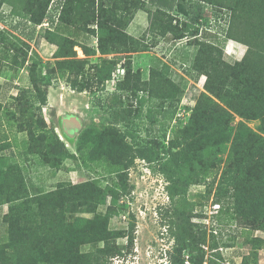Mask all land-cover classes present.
Segmentation results:
<instances>
[{
    "label": "rangeland",
    "instance_id": "rangeland-1",
    "mask_svg": "<svg viewBox=\"0 0 264 264\" xmlns=\"http://www.w3.org/2000/svg\"><path fill=\"white\" fill-rule=\"evenodd\" d=\"M24 1L0 0V172L3 168L13 169L9 178L0 180V246L7 244L10 237L7 218L10 205L6 202L9 198L26 190L35 195L60 186L70 189L90 180H100L104 187L117 179L111 172L115 166L107 158L97 159L100 157L97 150L87 148L86 155L94 154L95 160L88 165L82 161L78 141L87 128L99 132L116 128L122 134H128L126 140L133 145V154L137 150L135 141H163L167 145L168 137L181 132L205 91L207 76L192 70L198 40L214 44L222 51L223 60L229 63L241 60L248 50L245 43L226 37L231 20V11L226 7L206 1L200 2V6L195 1L189 15L172 11V24L179 30L185 28L184 22H191L195 27L191 29L195 35L187 30V35L177 38L173 32L161 33L159 18L156 21V15H152L155 8L147 3L151 11L138 10L127 25L126 31L135 40L128 41L117 53L103 55L114 58L118 64L109 80L98 83L94 76L102 54L97 51L88 55L81 46L98 48V36L78 18L74 8L76 1L69 2L61 17L60 11L57 13L54 8L60 3L56 0L53 7H48L45 22L39 25L15 13V10L18 13L25 10ZM55 14L56 22L52 25L48 18ZM90 27L97 29L96 25ZM57 34L81 44L74 46L77 55L70 58L86 60L82 75L56 65L57 60L64 59L55 56L59 46L53 40ZM38 57L43 62L38 61ZM47 62L52 65L47 66ZM125 62H131L132 72L141 75L143 89L147 86L143 81L150 80L153 71L155 80L139 92L132 89V82L119 89V83L127 74ZM90 77L94 80L92 85ZM84 80L88 84L81 90ZM165 91L174 92L167 101L163 99ZM39 93L46 102L35 97ZM29 95L33 96V103L28 102ZM179 96L181 99L177 102ZM143 99L145 103L140 106ZM174 104L178 106L176 114H162ZM259 123L253 120L250 125L257 129ZM66 124L75 132L68 133ZM52 126L65 148L76 156L65 158L59 166L47 161L45 145L30 135L31 131L35 135L46 132L51 139ZM125 160L122 159V163ZM128 173V190L122 193L118 202L120 210L111 217L108 225L110 230L122 229L126 233L111 238L109 245L100 241L98 246L108 248L106 253L90 243L82 245L81 252L92 253L93 264H169L168 251L172 250L175 240L170 227L171 217L165 215V210L171 208L168 181L139 156ZM207 184L192 185L188 192V198L195 204V212L203 210L205 213V217H194L192 221L207 226L206 243L202 245L207 251L205 263L244 264V257L248 256L250 264H264V229L255 226L256 217L240 215L237 218L233 214L234 208L227 211L222 203L217 212L211 213L209 206L213 196L209 199L205 196ZM30 204L34 206L35 202ZM110 205L111 197H108L107 204L100 205L99 211L106 212ZM83 215L91 218L94 214ZM216 226L223 235L217 237L219 249H211V230ZM258 239L261 241L257 242ZM225 242H232V245L225 246ZM258 243L262 245L255 249ZM6 252L14 253L15 248H6ZM254 252H257L256 258Z\"/></svg>",
    "mask_w": 264,
    "mask_h": 264
},
{
    "label": "trees",
    "instance_id": "trees-1",
    "mask_svg": "<svg viewBox=\"0 0 264 264\" xmlns=\"http://www.w3.org/2000/svg\"><path fill=\"white\" fill-rule=\"evenodd\" d=\"M70 1H76L74 8L83 25L98 36V48H89L68 36L57 34L53 40L59 46L55 56L64 59L57 60L56 65L82 75L86 60L70 58L77 55L74 46L81 45L88 55L100 51L101 62L96 65L94 76L98 83L109 80L118 64L114 58L103 55L117 53L128 41L135 40L126 31L127 25L138 10L151 11L147 3L155 8L152 15H156V21L159 18L161 33L173 32L177 38L187 35V30L195 35L191 30L195 27L191 22H184L185 28L179 30L172 24V11L189 15L195 1L200 6V2L206 1L226 7L231 11L226 37L245 43L248 50L241 60L229 63L223 60L222 51L214 44L198 40L192 70L207 76L205 91L201 93L188 123L176 136L168 137L167 145L163 141H135L137 150L133 154V145L126 140L128 134H122L116 128L107 132L87 128L78 141L82 161L88 165L95 160L94 154L86 155L87 148L97 150L100 156L97 159L107 158L115 166L111 172L117 179L104 187L100 180H90L70 185V189L60 186L48 193L35 195L26 190L9 198L6 202L10 205L7 215L10 237L7 244L0 246V251H4V256L0 254L1 263L91 264L93 254L81 252V246L89 243L106 253L108 248H99L98 243L104 241L109 245L111 238L126 233L122 229L110 230L108 225L111 217L120 210L118 202L122 193L128 190V170L138 156L168 181L171 208L165 210V215L171 217L170 227L175 240L172 250L168 251L169 264H186L187 260L192 264H206L207 251L202 245L206 243L207 226L202 222H192L194 217H205V213L203 210L195 212V204L188 198L192 185L208 183L204 194L208 199L213 196V202L222 203L227 211L233 207L237 218L240 215L256 217L255 226L264 229V0H60L56 7V0H25V10L19 13L15 10V13L39 25L47 19L48 7L54 5L62 17ZM48 20L54 25L56 14ZM90 25H96L97 29ZM37 60L43 62L40 57ZM46 65L51 66L52 63L47 62ZM124 65L127 74L119 83V89L130 86L132 82V89L139 92L155 80L153 71L151 79L143 81L147 84L143 89L141 75L132 72L131 62ZM90 78L92 85L94 80ZM85 81L81 90L88 84ZM173 94V91H165L163 99L167 101ZM31 97L29 95L27 100L33 103ZM35 97L46 102L40 93ZM180 99L179 96L176 101ZM144 103V99L141 100L140 106ZM177 107V104L167 107L162 114L174 115ZM253 120L260 122L257 129L250 125ZM66 128L69 129L67 124ZM50 131L51 139L46 132L39 135L30 132L33 140L45 145L47 161L59 166L65 158H75V154L65 148L53 126ZM122 159H126L125 163ZM12 170L3 168L0 180L9 178ZM108 197H111V205L103 213L99 206L107 204ZM32 202H35L34 206L30 204ZM83 213L94 215L88 218ZM216 228L218 233H214V227L211 232V249H219L217 237L223 235ZM225 244L229 246L232 242ZM261 245L258 243L255 249ZM10 247L15 248L14 253L6 252ZM256 255L254 252L255 258ZM244 264H250L248 256L244 257Z\"/></svg>",
    "mask_w": 264,
    "mask_h": 264
},
{
    "label": "built area",
    "instance_id": "built-area-1",
    "mask_svg": "<svg viewBox=\"0 0 264 264\" xmlns=\"http://www.w3.org/2000/svg\"><path fill=\"white\" fill-rule=\"evenodd\" d=\"M124 71V70H123ZM220 206H221V204L220 203H218V202H211V204H210V206H209V208H210V212L212 213H214V212H217L218 210H219V208H220ZM210 213H208V215H209ZM209 221V220H208ZM211 228V227H210ZM209 228V230H211ZM212 231V230H211ZM214 233H218V231H217V229L215 228L214 229ZM220 249H222L221 247H220ZM186 264H192L189 260H187L186 261Z\"/></svg>",
    "mask_w": 264,
    "mask_h": 264
},
{
    "label": "flooded vegetation",
    "instance_id": "flooded-vegetation-1",
    "mask_svg": "<svg viewBox=\"0 0 264 264\" xmlns=\"http://www.w3.org/2000/svg\"><path fill=\"white\" fill-rule=\"evenodd\" d=\"M68 127H69V126H68ZM65 128H66V127H65ZM66 130H67L68 133H69V132H71V133L75 132V130H74L73 128H70V127H69V129L66 128Z\"/></svg>",
    "mask_w": 264,
    "mask_h": 264
},
{
    "label": "crops",
    "instance_id": "crops-1",
    "mask_svg": "<svg viewBox=\"0 0 264 264\" xmlns=\"http://www.w3.org/2000/svg\"><path fill=\"white\" fill-rule=\"evenodd\" d=\"M68 126V125H67Z\"/></svg>",
    "mask_w": 264,
    "mask_h": 264
}]
</instances>
